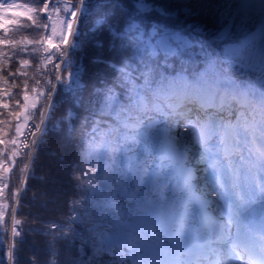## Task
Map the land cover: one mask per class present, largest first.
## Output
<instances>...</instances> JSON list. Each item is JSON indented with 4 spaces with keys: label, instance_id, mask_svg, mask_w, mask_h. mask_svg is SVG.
Listing matches in <instances>:
<instances>
[{
    "label": "snow or ice",
    "instance_id": "snow-or-ice-1",
    "mask_svg": "<svg viewBox=\"0 0 264 264\" xmlns=\"http://www.w3.org/2000/svg\"><path fill=\"white\" fill-rule=\"evenodd\" d=\"M120 7L110 18L102 0H0V45L20 53L32 45L47 53L44 64L59 54L54 79L30 91L22 81L23 103L11 91L27 73L10 72L11 83L0 75V219L23 147L33 163L35 153L49 161L43 191L28 197L36 226L26 229L43 238L45 264H58L61 241L71 253L64 264H264V0ZM25 27L39 39H7ZM85 48L102 68L95 83L79 68L62 72L76 63L68 52ZM6 56L14 53L0 52V69ZM27 168L13 201L29 190ZM18 223L11 234L23 243ZM13 252L9 244L8 264L19 259Z\"/></svg>",
    "mask_w": 264,
    "mask_h": 264
},
{
    "label": "trees",
    "instance_id": "trees-1",
    "mask_svg": "<svg viewBox=\"0 0 264 264\" xmlns=\"http://www.w3.org/2000/svg\"><path fill=\"white\" fill-rule=\"evenodd\" d=\"M25 3H30L33 5H37L40 0H23ZM74 2V0H73ZM157 3L166 4L167 0H156ZM129 0H102V11H106L109 14L110 18H117L122 15V9L120 7L121 4L127 6ZM63 14V13H62ZM55 15V14H54ZM156 15V14H153ZM46 19V17H45ZM43 22V21H42ZM50 31L51 29V22L48 21ZM40 32H43L44 29H40ZM26 36L28 39H39V33L36 29L31 27L22 28L16 32L9 33L7 35V39H16L19 40L20 37ZM72 38L70 37V40ZM19 46L17 48H10L6 45H0V52L5 53H14L12 58L6 56L5 58L8 59V66L6 70L0 69V75H4L11 83L12 77H9L10 72H15L17 68H21L23 72L27 73V77L24 76H16V85L12 87L11 95L13 99L18 100L20 103H23L22 96L20 95L23 91V83L24 79L28 80V87L29 91L33 86L34 81H40L41 86H43V81L45 78L54 79L55 77V63L57 62L58 53L53 52V61L44 64L41 63V60L47 53L44 52H30L32 45H28L27 49L24 53H20L18 51ZM53 51V50H49ZM94 55V50L91 48H85L83 51L77 49L74 51H69L67 54V58L70 61H75L74 65H70L69 67L62 70L63 71H76L77 68L80 69L81 74L84 80L88 81L89 83H95L98 79V73L102 71L100 65H94L90 63L91 56ZM27 59L29 60L28 66L22 67L19 65V59ZM82 61V63H81ZM105 75H107V71L103 70ZM59 96V93H57ZM47 98L45 97L44 101H38V107L36 109L31 110L30 114L34 115L36 118L35 120L31 121L30 123H35L38 121L39 118V106L43 103L44 107H47ZM10 109L12 111L18 110L11 106V100L9 101ZM3 110L0 109V112ZM60 113L57 112L56 115ZM6 118V117H4ZM14 119L12 122V126L6 129V139H10L12 135H14ZM52 121H49V125H51ZM47 139V138H45ZM31 137L24 141L25 144L30 143ZM52 142L49 141L48 147H52ZM6 156V154H5ZM35 160L34 163L32 158L29 157L28 152L25 148L21 147L20 154L12 161V168L9 172V183L5 189L4 199L3 202L7 205L4 209V217L0 219V264H8V259L4 255L7 251V246L9 244L13 245V255L14 257H19L18 260H14L13 264H28V257L35 255L37 264H45V261L49 259V254L43 250V238L38 236L34 233L27 232L26 229L29 227H35L36 225L31 220V217L27 215V213L34 211L28 205V197H31L34 192L37 190L43 191V188H40L41 178L45 177L48 171V157L46 155H41L40 153H35ZM25 165H28L27 173L24 174V184H26L29 188L28 192L25 194L23 200L16 199L15 201L12 200L11 197V190L13 187L18 186L20 183L21 178V169L25 168ZM39 166V167H37ZM19 195V193H18ZM71 196V193H69ZM39 201L46 200L47 197H37ZM58 201L63 200V196L57 197ZM15 203L16 209L14 210L12 204ZM48 208H53L54 205L48 204ZM58 207V211L54 214L55 218H61V213L66 210V206L62 203L55 206ZM15 219L16 221L20 222L15 225L16 232L21 233L23 232L24 235V242L20 243V236L16 235L15 237L12 236V229L13 224L12 220ZM31 245V247H29ZM63 242L61 241L57 247L59 249V256L55 257L57 259L58 264H64L65 257L70 256L71 253H66L62 247ZM39 246V248H37ZM84 259H87L85 256Z\"/></svg>",
    "mask_w": 264,
    "mask_h": 264
}]
</instances>
